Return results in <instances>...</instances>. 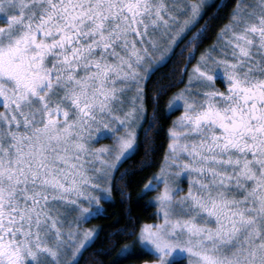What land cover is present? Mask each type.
I'll use <instances>...</instances> for the list:
<instances>
[{"label": "snow or ice", "instance_id": "6c2138e0", "mask_svg": "<svg viewBox=\"0 0 264 264\" xmlns=\"http://www.w3.org/2000/svg\"><path fill=\"white\" fill-rule=\"evenodd\" d=\"M161 131L155 219L102 254L264 264V0H0V264H81Z\"/></svg>", "mask_w": 264, "mask_h": 264}, {"label": "trees", "instance_id": "16d2710c", "mask_svg": "<svg viewBox=\"0 0 264 264\" xmlns=\"http://www.w3.org/2000/svg\"><path fill=\"white\" fill-rule=\"evenodd\" d=\"M230 2L231 0H224L223 3ZM211 42V38L206 39L200 47L203 48L211 44ZM197 55H199V50L197 51ZM194 62L195 60H192L191 63L188 64V67ZM177 66L183 68L184 62L180 61ZM179 75L180 74L177 73V76ZM186 77L187 76L185 75V79ZM182 87V83H177L174 88L170 89L163 97H161L159 104L160 113L158 114L160 119L157 122V127H159L160 125H164L166 127L167 124L171 120H173V117L175 115L174 113H171L170 115L165 114L168 111V100L174 92ZM148 111L149 114H151V105L148 106ZM165 145V135L161 131V133L155 137V142L153 144V147H155L156 149L155 153L149 152L146 158L152 161L151 165L149 167H146L141 172H136L132 176L133 183L130 189V198L126 197L124 201L121 202L120 195L118 193H113V198L111 201L107 203L102 202L103 209L101 210V212L91 218L93 226L99 228L96 242L92 245L88 252L85 253L84 258L81 260V264H93L94 258L96 260H103V264H110V261L116 255V248H119L122 244L126 243L127 240L121 239L119 236H113L111 237V239H109V234L120 227H130L131 225L127 219L128 215H131L138 222H152L155 219V216L153 215L154 207L149 203L148 200L150 192H148L146 195H140V189L142 188L143 183L146 182L150 177V175L154 172H157L161 167ZM142 158H145V152L143 148L140 149V151L133 159L136 161H140ZM118 239L120 240V243L116 245V248H113L109 255H103V250L111 247L112 240ZM128 239L130 240L131 238ZM93 252L95 253V257L90 255V253ZM153 259V255L148 252H144L138 254L133 258H130L127 261H122V264H141L144 261H151Z\"/></svg>", "mask_w": 264, "mask_h": 264}, {"label": "rangeland", "instance_id": "374dc122", "mask_svg": "<svg viewBox=\"0 0 264 264\" xmlns=\"http://www.w3.org/2000/svg\"><path fill=\"white\" fill-rule=\"evenodd\" d=\"M186 79H187V77H186ZM184 86V85H183ZM183 109L182 108H180V109H178V110H173V111H171V113H174L175 115H174V117H173V119H175L177 116H179L180 115V112L182 111ZM111 141H110V139H108V138H103V139H100L98 142H97V146H99V145H101V144H107V143H110ZM155 195V193L154 192H150V196H149V198H148V200H149V203H150V198L151 197H153ZM151 204V203H150ZM153 205V204H152ZM153 207H154V205H153ZM154 210H155V208H154ZM96 214H94L92 217H94ZM91 217V218H92ZM91 218H89L88 220H86V221H84L83 222V227L84 228H92V227H94L93 226V224H92V222H91ZM148 253H150V252H148ZM151 255H153L152 253H150ZM154 256V255H153ZM156 257L154 256V259H155ZM145 262V261H144ZM144 262H142L141 264H144Z\"/></svg>", "mask_w": 264, "mask_h": 264}, {"label": "flooded vegetation", "instance_id": "af4514ba", "mask_svg": "<svg viewBox=\"0 0 264 264\" xmlns=\"http://www.w3.org/2000/svg\"><path fill=\"white\" fill-rule=\"evenodd\" d=\"M218 3H223L224 0H217ZM195 63V62H194ZM191 67V65L189 66V68ZM217 83L219 84V81H217ZM222 86V85H221Z\"/></svg>", "mask_w": 264, "mask_h": 264}]
</instances>
